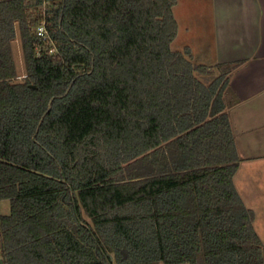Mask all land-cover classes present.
Instances as JSON below:
<instances>
[{"label":"trees","instance_id":"1","mask_svg":"<svg viewBox=\"0 0 264 264\" xmlns=\"http://www.w3.org/2000/svg\"><path fill=\"white\" fill-rule=\"evenodd\" d=\"M177 2L0 0L4 264H264L234 181L242 61L174 50Z\"/></svg>","mask_w":264,"mask_h":264},{"label":"crops","instance_id":"2","mask_svg":"<svg viewBox=\"0 0 264 264\" xmlns=\"http://www.w3.org/2000/svg\"><path fill=\"white\" fill-rule=\"evenodd\" d=\"M174 13L179 49L189 47L195 62L242 61L230 78L238 102L228 111L243 157L234 181L264 242V0H178Z\"/></svg>","mask_w":264,"mask_h":264},{"label":"rangeland","instance_id":"3","mask_svg":"<svg viewBox=\"0 0 264 264\" xmlns=\"http://www.w3.org/2000/svg\"><path fill=\"white\" fill-rule=\"evenodd\" d=\"M179 37L177 38L178 40L176 39V41H174L172 44V48L174 50H180L179 42L181 41V39ZM13 46H14V53H15L19 73H20V76H23V74L25 73L24 72L25 71L24 58H23V51H22V46H21L19 37L13 42ZM0 212L3 214L10 212V200L5 199V200L0 201Z\"/></svg>","mask_w":264,"mask_h":264},{"label":"built area","instance_id":"4","mask_svg":"<svg viewBox=\"0 0 264 264\" xmlns=\"http://www.w3.org/2000/svg\"><path fill=\"white\" fill-rule=\"evenodd\" d=\"M35 33L36 35L40 38V39H48V37L50 36L48 27L46 25L45 21H42L40 23L37 24V26L35 27ZM54 47H52L50 49L51 53H54Z\"/></svg>","mask_w":264,"mask_h":264},{"label":"water","instance_id":"5","mask_svg":"<svg viewBox=\"0 0 264 264\" xmlns=\"http://www.w3.org/2000/svg\"><path fill=\"white\" fill-rule=\"evenodd\" d=\"M0 264H4V261L2 258H0Z\"/></svg>","mask_w":264,"mask_h":264}]
</instances>
